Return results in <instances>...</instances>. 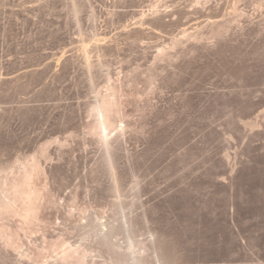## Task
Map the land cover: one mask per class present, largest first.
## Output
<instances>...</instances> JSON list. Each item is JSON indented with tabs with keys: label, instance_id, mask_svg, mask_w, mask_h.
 <instances>
[{
	"label": "rangeland",
	"instance_id": "1",
	"mask_svg": "<svg viewBox=\"0 0 264 264\" xmlns=\"http://www.w3.org/2000/svg\"><path fill=\"white\" fill-rule=\"evenodd\" d=\"M107 221L128 228L104 246ZM129 245L264 264V0H0V264Z\"/></svg>",
	"mask_w": 264,
	"mask_h": 264
},
{
	"label": "bare ground",
	"instance_id": "2",
	"mask_svg": "<svg viewBox=\"0 0 264 264\" xmlns=\"http://www.w3.org/2000/svg\"><path fill=\"white\" fill-rule=\"evenodd\" d=\"M159 23V22H158ZM100 43V42H99ZM88 66H90V65H88ZM107 96V95H106ZM102 97V96H101ZM103 99H104V97H103ZM103 99H101L99 102H100V104H99V108H98V117H99V126H100V128H101V135H102V137H103V139H104V141H105V143H106V145H108L109 144V138H111L110 136H111V133H112V131H114L113 129H111L112 127L110 126V122H109V120H108V114L110 113H108L107 114V110H109V109H107V104H106V102H108L107 101V98H106V101H105V99L103 100ZM114 100V99H113ZM98 102V103H99ZM110 102V101H109ZM109 104V103H108ZM111 105V104H110ZM113 107V106H112ZM109 108V107H108ZM110 111V110H109ZM110 115V114H109ZM109 147V146H108ZM109 150H110V148H109ZM111 164V163H110ZM19 182V181H18ZM14 183V182H13ZM12 183V184H13ZM9 184V183H8ZM22 185H23V183H22ZM22 185H20V186H22ZM14 188H18L17 187V185H12ZM24 186H22V187H20V188H23ZM28 187V186H27ZM12 188V187H11ZM25 189H26V186H25ZM25 189H23V191H21L22 189H20L19 190V193L21 192V194H17L18 193V191H16V190H14V191H16L17 193H15L14 192V195L16 194V196H14L15 198V200H19L20 202L22 201V205H23V203L25 204V203H28L29 202V200L31 201V197H30V192L28 191V194H26L27 193V191L25 190ZM25 190V191H24ZM27 190H29V188L27 189ZM10 191V190H9ZM22 192H25V194H23L22 195ZM10 193H12L11 191H10ZM17 195H19V196H17ZM118 195V194H117ZM11 196V195H10ZM36 199V198H35ZM33 201V200H32ZM36 201V200H35ZM32 203V202H31ZM117 203V202H116ZM116 203H115V205H116ZM29 204V203H28ZM119 204V203H118ZM20 205H21V203H20ZM26 205V204H25ZM24 205V209L26 208V210H28L29 208L28 207H30L31 206V204H30V206H25ZM120 205V204H119ZM17 206V205H16ZM32 207V206H31ZM12 208V207H11ZM18 209H19V207H18ZM31 209V208H30ZM29 209V210H30ZM117 209H120V208H117ZM31 211V210H30ZM23 212V211H22ZM29 211H27V213H28ZM30 213V212H29ZM21 214V213H20ZM25 215H27L26 213H25ZM29 215V214H28ZM28 215L26 216V217H28ZM32 215V214H31ZM96 218V217H95ZM118 219V218H117ZM127 220V219H126ZM120 221V220H119ZM94 222H95V220H94ZM127 222H128V220H127ZM111 222H109L108 223V221L107 222H100V224H88V226L90 227L89 228V232L94 236V237H96V240H98L101 244H103L104 246L105 245H110L111 243H112V239H113V234L114 233H116L115 231H117V229L120 231V229H122V230H126L127 231V228H125V225H120V226H115V224H110ZM119 224V223H118ZM129 224H131V223H129ZM85 225H86V223H85ZM117 225V224H116ZM126 225H128V224H126ZM130 226V225H129ZM87 227V226H86ZM131 227V226H130ZM129 231L131 230L130 228L128 229ZM118 232V231H117ZM118 233H120V232H118ZM127 233V232H126ZM2 235V234H1ZM127 235H129V233L127 234ZM10 236V235H9ZM116 236V235H115ZM126 236V235H125ZM131 237H133L132 236V234L130 235ZM129 236V237H130ZM3 237H5V236H3ZM128 236H127V238H129ZM7 238V237H6ZM9 238V237H8ZM126 238V239H127ZM125 239V240H126ZM133 239V238H132ZM135 239V238H134ZM155 240V239H154ZM128 241V240H127ZM133 242H135V241H132V244H133ZM130 244V243H129ZM156 245V244H155ZM130 246V245H129ZM133 246H134V244H133ZM72 247V246H71ZM131 248H129V250H130V253L129 254H127V256H128V258L126 257V255H125V257H123L124 258V260L126 259L127 260V263H130L131 261H133V263H131V264H138V261L139 262H141L139 259H140V257L137 255V254H139V253H137L136 252V250H134L133 248L134 247H132V246H130ZM136 247V246H135ZM150 247V246H149ZM159 247V246H158ZM158 247H156V248H158ZM76 248V247H75ZM160 248V247H159ZM158 248V249H159ZM73 250H75V249H73ZM115 251H116V249H114ZM113 250V251H114ZM152 251V250H151ZM159 251V250H158ZM74 252V251H73ZM126 252V253H127ZM140 252V251H139ZM70 253V252H69ZM115 253V252H114ZM125 253V254H126ZM146 253V252H145ZM161 253V252H160ZM159 253V254H160ZM119 254H120V252H119ZM141 254V253H140ZM60 255H62V254H60ZM68 255V254H67ZM73 255V254H72ZM115 255H116V253H115ZM142 255V257H143V254H141ZM161 255V254H160ZM159 255V256H160ZM69 256V255H68ZM76 256V255H75ZM60 257V256H59ZM63 258H64V256H62ZM61 257V258H62ZM116 257H117V255H116ZM121 258H122V255H121ZM160 258V257H159ZM166 258V257H165ZM120 259V258H119ZM122 260V259H121ZM125 260V261H126ZM162 260V259H161ZM121 262V261H120ZM124 262V261H123ZM122 262V263H123ZM142 262H144V261H142ZM169 262V261H168ZM121 263V264H122ZM126 263V262H125ZM166 263V262H165Z\"/></svg>",
	"mask_w": 264,
	"mask_h": 264
}]
</instances>
